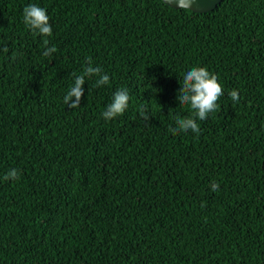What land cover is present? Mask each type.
<instances>
[{
    "label": "trees",
    "instance_id": "trees-1",
    "mask_svg": "<svg viewBox=\"0 0 264 264\" xmlns=\"http://www.w3.org/2000/svg\"><path fill=\"white\" fill-rule=\"evenodd\" d=\"M29 4L49 17L50 56L23 22ZM89 61L109 83L86 77L72 109ZM198 66L224 94L199 133L173 134ZM122 88L128 107L105 120ZM0 264H264V0L205 13L0 0Z\"/></svg>",
    "mask_w": 264,
    "mask_h": 264
},
{
    "label": "clouds",
    "instance_id": "clouds-1",
    "mask_svg": "<svg viewBox=\"0 0 264 264\" xmlns=\"http://www.w3.org/2000/svg\"><path fill=\"white\" fill-rule=\"evenodd\" d=\"M166 4L174 6L181 11H192V5L195 0H165ZM23 22L27 28L34 34L44 37L43 44L48 45L47 37L52 35V27L49 24V17L46 10L36 4H29L23 10ZM8 49L5 47L4 51ZM56 52L55 47L47 48L44 53L45 56H50ZM82 74H73L74 81L69 86L63 102L70 108L76 109L79 107L81 96L83 95V85L88 76L96 75L99 79L96 81V86L100 87L109 83V76L103 73L99 67L91 66L89 61ZM181 91L178 94V100L181 107L189 106L192 116L180 118L176 117L177 127L171 129L173 134L178 132H188L191 130L193 133H199L200 126L197 121H204L210 113L216 111L218 104L217 101L224 94L222 86L218 83V78L215 74L209 72L205 67H193L187 71L180 82ZM229 98L232 101L238 102L240 97L236 90L229 92ZM75 101L70 103V101ZM130 96L127 89H119L113 95V101L108 105L106 110L101 114L105 120H112L120 115L128 107ZM19 173L13 169L10 170L5 176V180L18 179ZM212 191L219 188V184L213 182Z\"/></svg>",
    "mask_w": 264,
    "mask_h": 264
},
{
    "label": "water",
    "instance_id": "water-1",
    "mask_svg": "<svg viewBox=\"0 0 264 264\" xmlns=\"http://www.w3.org/2000/svg\"><path fill=\"white\" fill-rule=\"evenodd\" d=\"M165 5L172 9H176L174 6H170L165 3V0H161ZM220 0H195V3L192 5L193 13H205L213 10L218 4Z\"/></svg>",
    "mask_w": 264,
    "mask_h": 264
}]
</instances>
